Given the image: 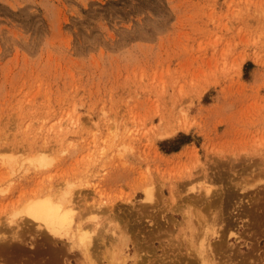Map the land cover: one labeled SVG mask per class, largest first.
I'll list each match as a JSON object with an SVG mask.
<instances>
[{"label": "rangeland", "instance_id": "obj_1", "mask_svg": "<svg viewBox=\"0 0 264 264\" xmlns=\"http://www.w3.org/2000/svg\"><path fill=\"white\" fill-rule=\"evenodd\" d=\"M0 264H264V0H0Z\"/></svg>", "mask_w": 264, "mask_h": 264}, {"label": "bare ground", "instance_id": "obj_2", "mask_svg": "<svg viewBox=\"0 0 264 264\" xmlns=\"http://www.w3.org/2000/svg\"><path fill=\"white\" fill-rule=\"evenodd\" d=\"M207 191L208 192L210 191V187H207ZM145 194L146 197L151 200L153 199L154 196V190L153 189L147 190ZM60 202L62 203V201ZM29 204L30 205L28 206V208L26 205L27 209H25V211L28 212V215L36 220L45 221L49 229L51 228L53 231H57V227L59 229V227H63L66 225L68 226L70 225L72 227L73 222H76V216H74L73 214L74 212H76L75 210L76 208L71 201H66V203L63 202L62 204H56L49 198H45L42 200H37L35 202H33L32 200V202ZM97 230H98V223H92L90 225V224H83L78 222L76 224V228L73 234L76 236V239L79 241V244L85 246L87 251L90 249V245L92 244L94 234L96 233Z\"/></svg>", "mask_w": 264, "mask_h": 264}, {"label": "trees", "instance_id": "obj_3", "mask_svg": "<svg viewBox=\"0 0 264 264\" xmlns=\"http://www.w3.org/2000/svg\"><path fill=\"white\" fill-rule=\"evenodd\" d=\"M179 149V146H175L174 148H173V150H178Z\"/></svg>", "mask_w": 264, "mask_h": 264}]
</instances>
